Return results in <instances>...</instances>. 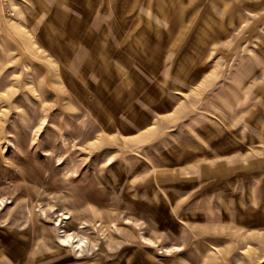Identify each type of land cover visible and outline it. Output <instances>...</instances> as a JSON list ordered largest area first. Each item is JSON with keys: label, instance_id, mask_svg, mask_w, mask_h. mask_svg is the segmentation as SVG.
I'll return each mask as SVG.
<instances>
[{"label": "rangeland", "instance_id": "374dc122", "mask_svg": "<svg viewBox=\"0 0 264 264\" xmlns=\"http://www.w3.org/2000/svg\"><path fill=\"white\" fill-rule=\"evenodd\" d=\"M22 1L0 264H264V0Z\"/></svg>", "mask_w": 264, "mask_h": 264}, {"label": "crops", "instance_id": "0c3cea01", "mask_svg": "<svg viewBox=\"0 0 264 264\" xmlns=\"http://www.w3.org/2000/svg\"><path fill=\"white\" fill-rule=\"evenodd\" d=\"M22 2H23L22 0H0V6L1 7L5 6L6 10L9 12V15L13 17L14 14L17 13V9L19 8V5H21ZM96 34H98L96 31L93 33L89 32V35L96 36ZM81 35H84V34L83 33L79 34V36H81ZM73 40H74L73 42H76V43H78V41H79V39H73ZM93 40H96V38H94ZM86 49L80 48L79 51L81 53V50H86ZM64 57H65V55H64ZM89 57H90L89 60H92V58H91L92 54ZM96 58H97V55L95 54L94 59H96ZM61 65H65V63H61ZM83 65H87V63L83 64Z\"/></svg>", "mask_w": 264, "mask_h": 264}]
</instances>
